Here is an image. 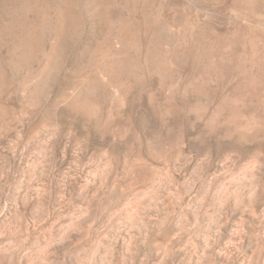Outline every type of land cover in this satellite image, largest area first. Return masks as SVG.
I'll list each match as a JSON object with an SVG mask.
<instances>
[{
    "label": "rangeland",
    "instance_id": "1",
    "mask_svg": "<svg viewBox=\"0 0 264 264\" xmlns=\"http://www.w3.org/2000/svg\"><path fill=\"white\" fill-rule=\"evenodd\" d=\"M0 264H264V0H0Z\"/></svg>",
    "mask_w": 264,
    "mask_h": 264
},
{
    "label": "bare ground",
    "instance_id": "2",
    "mask_svg": "<svg viewBox=\"0 0 264 264\" xmlns=\"http://www.w3.org/2000/svg\"><path fill=\"white\" fill-rule=\"evenodd\" d=\"M27 3H28V2H27ZM112 5H113V4H112ZM103 6H105V5H103ZM113 6H114V5H113ZM108 7H110V6H108ZM113 8H114V7H113ZM47 9H48V8H47ZM47 9H46V10H47ZM106 9H107V8H106ZM111 9H112V7H111ZM111 9H109V11H110ZM113 10H114V9H113ZM107 11H108V10H107ZM107 11H106V12H107ZM65 12H66V11H65ZM65 12H64V13H65ZM110 12H111V11H110ZM62 13H63V12H62ZM108 13H109V12H108ZM108 13H107V14H108ZM60 14H61V13H60ZM110 14H111V13H110ZM63 16H64V15H63ZM63 20H64V19H63ZM45 24H46V23H45ZM63 24H64V23H63ZM61 27H62V26H61ZM63 29H64V28H63ZM63 29H61V31H62ZM57 31H58V30H57ZM31 39H32V38H31Z\"/></svg>",
    "mask_w": 264,
    "mask_h": 264
}]
</instances>
